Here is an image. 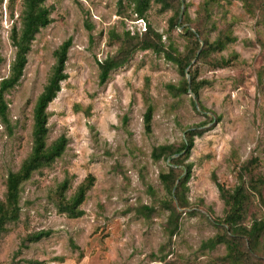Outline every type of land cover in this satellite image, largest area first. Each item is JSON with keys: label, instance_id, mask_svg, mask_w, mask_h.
Instances as JSON below:
<instances>
[{"label": "rangeland", "instance_id": "374dc122", "mask_svg": "<svg viewBox=\"0 0 264 264\" xmlns=\"http://www.w3.org/2000/svg\"><path fill=\"white\" fill-rule=\"evenodd\" d=\"M44 5L52 22L36 34L22 77L5 94L0 200L8 173L31 153L36 100L53 72L55 51L71 38L68 77L47 108V145L62 135L68 142L60 158L23 183L20 218L0 238V264H264V235L237 261L226 259L225 244L204 246L228 229L229 208L218 183L233 190L242 174L248 191L242 225L250 229L264 217V184H258L262 194L251 186L264 178V0H173L169 7L152 0L144 18L134 12L133 0ZM22 10L23 0L0 4V78L15 59L11 29L21 27ZM149 26L154 32L146 37ZM145 38L161 50H135L101 83L99 63ZM165 50L192 57L191 75ZM192 77L203 82L198 95L183 90ZM191 129L201 134L188 154H180L191 176L171 192L160 177L169 172V160H155L152 151L161 144L179 148ZM88 176L94 182L81 206L84 214L61 213L62 182L69 179V199ZM169 204L178 213L173 234ZM40 230L51 234L26 240Z\"/></svg>", "mask_w": 264, "mask_h": 264}, {"label": "trees", "instance_id": "16d2710c", "mask_svg": "<svg viewBox=\"0 0 264 264\" xmlns=\"http://www.w3.org/2000/svg\"><path fill=\"white\" fill-rule=\"evenodd\" d=\"M46 0H23V10L21 12V27L13 26L11 29V40L16 47L15 59L11 64L10 73L8 76L0 78V118L3 121L7 120L8 103L5 99V94L14 88L23 75L24 68L28 62V53L31 48V42L34 40L36 34L41 28L48 26L52 22L51 10L44 5ZM152 0H133L134 12L140 17L144 18L145 12L150 6ZM161 2L164 7H169L173 0H156ZM2 0H0L1 4ZM174 22V19H170ZM154 32L151 26L146 29L145 35ZM159 36V34H157ZM160 37V36H159ZM72 46V39H66L55 51L56 64L53 72L50 75L47 84L43 91L38 96L34 109H33V131H32V150L29 156L23 161L21 167L16 171H10L6 180V194L3 201L0 200V238L7 230L10 223L16 222L20 218L21 212V191L24 182L29 180L34 172L37 170L52 165L58 158H60L66 150L67 138L62 135L57 138L51 145H47L48 127V105L54 100L58 92L61 90V83L67 79L66 62L68 59V52ZM129 46V47H128ZM125 46L120 55L116 57H107L99 63L100 66V82L105 83L110 76V72L128 61L129 56L137 49H153L160 51L154 40L145 38L137 45L129 43ZM202 51V50H201ZM201 51L198 52L201 53ZM206 51H202V54ZM165 56L168 60L176 63L181 72L185 75H191L190 67L192 65V57H181L174 51H166ZM4 57L0 48V65ZM188 69V71H187ZM203 84L201 81H196L194 77L191 81L185 80L183 82V90L185 92L191 91L198 95V89ZM145 127L147 131H151L153 106H148L145 115ZM188 137L183 139L179 148L173 149L170 144H161L156 146L152 151V157L155 160L165 158L169 160V172L160 175L162 181L166 184L169 191L178 182L181 186L185 185L191 176V165H182L180 160L182 152L188 154L194 146L195 136L200 135L201 131L191 129L188 132ZM181 154V155H180ZM174 155H178L174 157ZM181 167V174L176 170ZM185 173L181 179L180 176ZM242 181L233 190H227L222 184L218 183L221 196L228 206V212L225 215L224 222L228 226L225 233H218L215 237L209 239L204 243L208 248H215L218 244H225L227 253V260L237 261L235 258L241 254H249L255 249L261 236L264 235V217L256 219L250 229L244 227L242 222L245 215V203L248 201V191L244 185V177L240 174ZM94 177L88 176L82 182L74 195L67 199L65 191L69 188V179H65L60 185L59 200L57 206L61 213H66L71 218H78L84 214L81 208L82 204L87 198V194L93 185ZM264 184V178H258L251 184L252 189L257 193L262 194L260 185ZM261 196V195H260ZM264 203V199H263ZM168 208L171 209L170 222L174 223L173 230L170 234L177 229L176 223L178 213L176 209L170 204ZM50 230H40L30 234L27 237L29 242H38L50 236ZM250 246H248V244ZM24 246H27L23 243ZM255 252V251H254ZM226 261V260H225ZM228 262V261H227Z\"/></svg>", "mask_w": 264, "mask_h": 264}, {"label": "water", "instance_id": "95a60500", "mask_svg": "<svg viewBox=\"0 0 264 264\" xmlns=\"http://www.w3.org/2000/svg\"><path fill=\"white\" fill-rule=\"evenodd\" d=\"M187 71H188V69H187Z\"/></svg>", "mask_w": 264, "mask_h": 264}]
</instances>
